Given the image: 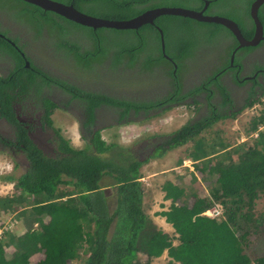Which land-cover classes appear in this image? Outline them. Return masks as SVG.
<instances>
[{
    "label": "trees",
    "instance_id": "trees-1",
    "mask_svg": "<svg viewBox=\"0 0 264 264\" xmlns=\"http://www.w3.org/2000/svg\"><path fill=\"white\" fill-rule=\"evenodd\" d=\"M0 1L7 7L0 6V10L17 11V19L31 26L23 27L25 34L29 36L32 33L28 30L30 29L41 36L42 31L48 29L58 40L57 50L79 57V67L90 70V75L101 73L93 83L90 81V88L97 86L101 89L99 86L106 81V75H109L111 81L113 72L127 63L130 68L152 74L154 78L162 80L165 86L168 85L170 90L174 88L178 93L182 89L181 75L188 70L185 58L192 55L198 43L201 41V44L205 42L215 46L223 37L233 38L232 33L222 25L169 15L161 16L154 24L145 25L139 30H95L70 22L64 17L59 20L60 15L23 0H16L21 4L12 0ZM57 1L73 4L84 13L109 20H130L153 8L176 7L183 3L190 4V8L196 10L205 7L204 0ZM237 1L212 0L206 14L230 18L238 24L246 39H252L255 33V25L250 16L252 2L244 0L235 7ZM259 18L264 25V6L259 10ZM105 30L112 31L106 34L108 41H102L99 37ZM161 32L164 33L166 52L162 50ZM0 33L6 34L1 28ZM76 33L84 35L94 45L93 48L81 52L82 45L71 40V36ZM2 38L0 36V57L18 62V69L12 73L14 76L0 79V109L4 111V115L14 118L10 104L15 96L10 92L18 90L21 94L39 97L46 104V115L49 117L52 112L49 111L50 103L44 102L47 98L43 96L42 90L44 86L52 85L53 80L60 81L59 78L52 80V76L44 71L35 73L27 69L24 66L25 58L21 54L24 49L22 43L20 49ZM114 39L123 40L115 42ZM232 47L229 51H232ZM84 54L86 57L83 60L80 56ZM167 55L179 64L177 73L173 72L171 59ZM108 59L110 63L103 69L97 68ZM130 76L137 79L134 81L135 85L149 82L147 78L140 77L136 70ZM120 85L129 84L123 82ZM68 88L66 90L70 92L75 89L71 86ZM95 89H90V126H86L88 136L83 137L82 149H73L63 140L60 148L62 154L49 157L34 147L28 155L30 168L27 173L19 177H4L6 181L18 179L17 193L13 199L0 200V208L12 211L17 201L23 205L28 197L32 217L23 235L15 236L7 231L4 233L0 240V264H31V257L42 251L45 259L38 264H68L76 258L79 251L88 254L84 264H142L138 259L140 253L149 258V262L143 264H151L152 258L161 257L165 252H168L174 264H264V254L252 259L247 252L252 238H256L259 244L264 243V222L253 219L250 210L258 196L257 190L264 192V135L254 140L252 146H248V150L238 158L236 164H233L231 155H228L222 157L215 166L202 167L199 171L203 179L211 180L217 176L218 184L216 183L209 197L195 195L192 206L187 202L189 195L186 188L172 182L164 183L165 199L172 204L162 215L175 229L177 236L174 238L158 229L143 209L144 192L139 180L141 168L146 162L138 161V156L123 158L125 153L131 152V148L107 143L101 137V130L105 126H100L99 115L96 113L102 104H107L122 111L121 116L124 117V107L128 114L131 109L139 106H154L162 98L153 96L157 101H148L150 97L146 96L144 100L140 97L139 101H126L107 93L96 92ZM174 91L170 93L172 97L176 95ZM220 91L227 101L228 90L221 86ZM263 94L264 92L261 95ZM6 96V101L2 102ZM185 97L187 96L182 95L183 100ZM122 98H126V95H122ZM165 99L167 97L163 98ZM16 102L15 99V104ZM238 114L239 112L232 117L235 118ZM225 117L227 116H222V119ZM219 118L221 117L218 115ZM200 124L195 122L175 131L172 136L173 144H169L171 146L168 149L152 159L162 158L171 149L183 146L190 140L198 141V135L210 127ZM259 125H264V114L255 120L252 130H257ZM25 139L28 141L27 137ZM200 144L203 145V142ZM196 158L194 162L197 163L199 159ZM106 180H112L110 186L115 190L114 194L111 192L113 195L104 190L105 187H110L102 185ZM60 185L73 186L75 190L59 195ZM68 196L72 197L62 200ZM59 199L61 200L56 201ZM183 199V204L178 205ZM215 203L223 204L226 208L224 219L203 215L209 209L217 207L213 206ZM20 213L19 215L26 217L24 213ZM36 221L37 228L34 229ZM7 247L14 249L11 256L7 254Z\"/></svg>",
    "mask_w": 264,
    "mask_h": 264
},
{
    "label": "flooded vegetation",
    "instance_id": "flooded-vegetation-1",
    "mask_svg": "<svg viewBox=\"0 0 264 264\" xmlns=\"http://www.w3.org/2000/svg\"><path fill=\"white\" fill-rule=\"evenodd\" d=\"M204 1L205 4L206 2H210V5L212 4V0ZM209 7L204 12L205 15H210L206 14ZM61 19L62 17L59 18V20ZM5 20L6 23L4 22V26L11 28L9 32L16 33L15 26L19 24L16 21L17 13L11 16L5 15ZM0 24H2V21ZM16 27L21 31L20 25ZM28 30L32 33L29 36L28 34L22 35L23 39L28 37L26 41L31 39L32 42L37 41V37L39 36L34 31ZM44 32L48 38L54 39L57 46L58 40L51 36L45 29L42 31L43 35ZM0 34L4 36L2 39H5L12 46L15 44L14 47L22 48L21 43L14 39L11 34ZM233 39L236 42H234L232 51L229 52H223L224 49L216 48L217 45L211 47L204 42L201 44L200 41L198 46L193 50L192 55L185 58L188 70L181 75L182 89H179L180 92L177 93L172 88L165 95L160 96L159 98H162V101L154 106L143 108L139 106L131 109L128 114L124 107L123 110L126 116L122 117V111H118L107 104H102L96 111L97 115H99L100 126H105L101 130V137L103 138L104 131L117 129L121 126H150L149 124H145L148 120L181 107L186 109L190 108L191 114L182 116L188 118L182 125L184 127L195 122L201 123L200 126L202 124H204L203 126H215L217 122L223 120L222 116H227L225 117L226 119L232 118L235 113L241 112L251 106L255 102L254 100L262 97L261 94L264 92V40L256 47L238 49V42L234 36ZM71 40L73 39L71 38ZM87 41L90 42L88 39ZM88 49L90 48L82 45L81 52H87ZM244 50L248 52L244 53ZM56 53L61 55V62H64V59L69 60V64L79 67V57H75L73 54L66 53L62 50H56ZM21 54L25 58L24 66L27 69H31L35 73H40L41 70L50 74L52 80L58 79L44 70L39 64H36L34 62L35 58L28 54L25 47ZM233 56L234 61L232 62ZM80 57L84 60L86 55L84 54ZM168 57L171 59L173 72L177 73L180 69L179 64L171 56ZM17 67L18 62L10 58L0 57V79H7L11 75L14 76L12 73L18 69ZM123 67L126 69H135L130 68L127 63ZM126 69H118L111 76L113 77L119 71H123L125 75H130L133 72L125 73L124 71ZM135 70L139 72L140 77L147 78L149 82L141 87H137L136 85H120L109 81V75L107 74L106 82L102 86H99L101 89L97 86L90 88V79H88L90 78L88 76L90 75V70H87L89 72L88 74H82L83 72L80 71L78 74H73L74 76L70 74L64 78H59L60 81L53 80L52 83L54 85L44 86L42 90L43 96L47 98L44 102L47 101L50 103L49 111L52 112L49 117L46 115V104L39 97L21 94L18 90L16 92H10L11 95L15 96L10 104L13 107L12 113L14 114V118L4 115V111L0 109V154L7 155L14 160L12 162H15L16 167L19 169L18 171L22 172L19 175L21 176L27 173L30 168L28 155L34 147L49 157H52L50 155L59 156L62 154L60 148L63 145V140L68 141L69 147H73V149H82L84 145L74 147L71 139L68 140L66 136L63 138L62 130H59L55 126H79L81 139L88 136V128L86 126H90L88 123L90 118V89L96 88V92L107 93L116 99L126 101L134 99L139 101L140 97L144 100L146 96L150 97L148 101H157L153 96L155 92L158 93L160 92L159 89L162 90L165 87V84L162 83L163 81L154 78L152 74L142 73L140 69ZM86 76L88 77L86 78ZM130 80L137 79L130 78ZM189 84L190 87L186 88ZM66 85L75 88L73 89L74 91L76 90L75 93H73L74 91L70 92L66 90L69 89ZM221 86L228 90L229 96L226 97L228 99L227 101L221 94ZM53 87L59 88L62 94L57 95L53 91ZM112 89L123 90L126 98H122V95L117 96L112 94L110 92ZM173 91L176 95L172 97L170 93ZM182 95H186L187 97L183 100ZM164 97H167V99L163 100ZM6 99L7 96L2 102L6 101ZM15 99L17 101L16 104ZM36 101L39 102V105L34 104ZM221 109L226 111L221 112ZM57 110L69 113L73 119L66 123H55L57 119L55 113ZM218 115L221 118L218 119ZM208 123L210 124L207 125ZM153 126L164 125L158 124ZM64 132L67 134L69 130H64ZM174 133H157L151 138H138L135 144L127 147L131 148V152L125 153L122 157L130 158L131 156H138V161L148 162L153 157L160 155L163 150L168 149L171 146L169 144H173L172 136ZM25 137H27L28 141ZM22 162H26L27 169L21 168Z\"/></svg>",
    "mask_w": 264,
    "mask_h": 264
},
{
    "label": "rangeland",
    "instance_id": "rangeland-1",
    "mask_svg": "<svg viewBox=\"0 0 264 264\" xmlns=\"http://www.w3.org/2000/svg\"><path fill=\"white\" fill-rule=\"evenodd\" d=\"M16 4L18 3L16 0H12ZM57 1V0H55ZM244 0H238L235 3V7ZM255 0H250V2H254ZM60 2V1H58ZM181 6L176 7H184L191 9V5L188 3L180 4ZM0 6L7 8L1 1ZM26 7L25 4L23 5ZM236 11V10H235ZM15 10H0V28L3 31L8 33V26H4L6 23L5 15L11 16L13 13H16ZM237 12V11H236ZM220 14V13H219ZM90 15V14H89ZM219 16V15H218ZM225 17V16H222ZM228 18V17H226ZM2 19V20H1ZM230 19V18H229ZM19 24L16 26L23 27H31L23 24V21L16 20ZM5 22V23H4ZM15 26V25H14ZM15 26L17 32L10 33L18 42L22 43V45L26 48L28 54L33 56L34 62L39 64L44 70L54 75L56 78H64L70 74H78L82 71V74H88L86 69L79 68L78 66L69 64V60H65L64 62L60 61V54L56 53L57 46L54 39L44 38L42 36L37 37V41L32 42L31 40L26 41L23 39L22 31L18 30ZM112 33L111 30H105L101 35H99L102 41H108L106 38V34ZM76 42L81 43L82 45L87 46L92 49L93 46L90 42H88L84 35L76 33L71 36ZM94 38V37H93ZM224 38V39H223ZM217 43L216 48L224 49L223 52H229L235 39L232 37H223ZM123 39H114L115 42H121ZM205 43V42H204ZM211 47H213L211 45ZM222 52V53H223ZM110 63V59L106 60L103 64L97 66V68L103 69L107 64ZM124 65V64H123ZM123 65L119 69H126ZM135 69H126L125 73H130ZM96 72V68H95ZM101 73H95L90 76V81L93 83L94 79L98 77ZM74 76V75H73ZM87 76V77H88ZM211 76V75H210ZM130 75L123 74V71H119V73L115 74L111 77V81L114 83L122 84L123 82H127L129 85H135V80H130ZM136 79V78H133ZM110 81V80H109ZM106 82V81H105ZM173 82V81H172ZM174 83V82H173ZM91 84V83H90ZM147 84V83H146ZM137 85V84H136ZM145 85L141 84L140 86ZM173 85V84H172ZM139 85H137L138 87ZM165 86V85H164ZM190 87V84L187 85L186 88ZM170 90V87L167 85L159 89L160 92H155L154 97H162L166 94L167 91ZM53 91L57 95H61V91L57 87H53ZM110 92L114 95H124L123 90L112 89ZM34 104L39 105V102H34ZM226 110L221 109V112ZM264 114V94L263 96L257 100L254 104L245 108L243 111L239 112V114L234 118L223 119L215 124V126L207 127L201 134L198 135L196 140H190L183 146L175 147L173 150L167 152L162 158H154L148 162H146L140 171V176L142 177L141 183L143 188V206L145 213L150 217L154 224L158 226V228L164 229L163 231L170 234L171 237H176L175 229L169 223H166L162 217V212H165L170 209L171 201L165 199V192L163 191V185L165 182H172L176 186L181 188H186L188 193L187 202L190 206L195 202V195L201 197H209L213 188H215L216 183L218 184V180L212 178L211 180H204L203 175L200 173V169H203L205 165L208 167L215 166L218 161L222 159V157H226L231 155V160L233 164L238 162V158L243 156V154L248 150V146H252L254 144V140H258V136L261 137L264 135V125H259L257 130H252V126H254V122L257 118L261 117ZM190 114V108L186 109L181 107L179 109L165 112L159 117L148 120L145 124H149L144 128V126H121L117 129L107 130L103 132V139L107 143L115 142L125 148L131 147L135 144L138 138H151L156 133L167 134L171 132H175L188 120L187 116ZM55 123L59 124L62 122H69L72 120V116L69 113L63 112L61 110H57L55 113ZM163 124L164 126H153ZM59 130H62L63 138L68 140L71 139L74 147L83 146L84 142L81 139L79 126H55ZM69 130V133H65L64 130ZM258 132V134L256 133ZM203 138V139H201ZM200 139V140H199ZM45 140V138H44ZM68 142V141H67ZM203 142V145L200 144ZM198 157L199 161L194 162ZM12 158L7 155L0 154V200L13 199L15 194L17 193L14 184H9L10 182L18 183V179H13L12 181H6L4 177L13 176L18 177L22 172H19L16 167L15 162H12ZM14 161V160H13ZM198 166V169H196ZM22 169H27L26 162H22ZM208 174L206 173V176ZM112 180H106L102 183L103 186H110ZM111 187V186H110ZM75 190L73 186L61 185L60 191L58 194ZM115 190L112 188L111 191H107L108 194L113 195ZM257 198L254 201L253 209L251 210V214L253 215V219H261L264 222V192L257 190ZM72 196L65 197L64 199H68ZM74 197V196H73ZM33 199H30V201ZM56 200V201H60ZM78 200V199H77ZM79 201V200H78ZM184 199L178 202V205H182ZM213 206H219L222 210V216L218 218V220L224 219L226 214V208L223 204H214ZM212 206V207H213ZM12 211H5L0 208V240L3 239L4 233H11L15 236H21L25 233L27 229L28 222L31 221L32 210L31 206L27 202L23 205L17 201L13 206ZM231 208V207H230ZM25 210V211H24ZM249 210V209H247ZM23 211V212H22ZM24 213L26 217L22 214ZM22 214V215H19ZM30 216V217H28ZM45 219V218H44ZM47 220V219H45ZM166 220V218H165ZM34 229L37 228V221L33 225ZM264 239V234H263ZM178 242L176 241L175 244ZM9 248V247H7ZM14 252L12 247L9 248L7 254L11 256ZM248 254L255 258V256H260L264 254V243L259 244L256 238L251 239L250 249H248ZM141 254V253H140ZM88 254L79 251L77 253L75 261L70 264H84L87 259ZM43 251L33 255L30 259L31 264H38L40 261L44 260ZM140 261L142 263L147 262V258L144 255H140ZM138 261V259H137ZM157 264H174L173 259L169 257L168 252H165V256L159 260H157ZM179 264V263H176Z\"/></svg>",
    "mask_w": 264,
    "mask_h": 264
},
{
    "label": "water",
    "instance_id": "water-1",
    "mask_svg": "<svg viewBox=\"0 0 264 264\" xmlns=\"http://www.w3.org/2000/svg\"><path fill=\"white\" fill-rule=\"evenodd\" d=\"M42 8L45 11L53 12L67 20L84 27L93 29H115V30H139L141 27L154 24L161 16H182L195 19L201 22L215 23L226 27L238 42V49L244 47H256L264 40V26L259 18V10L264 5V0H255L250 7V16L255 25V33L252 39H246L238 24L226 17L205 15L209 3L206 2L202 11L184 7H157L145 11L143 14L130 20H109L84 13L73 5L64 4L55 0H23ZM1 37H4L0 34ZM162 50L166 52L164 33L161 32ZM234 56L232 57V62Z\"/></svg>",
    "mask_w": 264,
    "mask_h": 264
},
{
    "label": "crops",
    "instance_id": "crops-1",
    "mask_svg": "<svg viewBox=\"0 0 264 264\" xmlns=\"http://www.w3.org/2000/svg\"><path fill=\"white\" fill-rule=\"evenodd\" d=\"M20 28H21V31H22V33L23 32H26V31H24V28H23V26H20ZM48 30V29H47ZM46 30V31H47ZM6 32V31H5ZM48 33H49V31H47ZM6 33H8V32H6ZM8 34H10V33H8ZM50 34V33H49ZM51 35V34H50ZM11 36V35H10ZM52 36V35H51ZM147 126H144V128H146ZM66 128L68 129V127L66 126ZM143 208H144V206H143ZM168 211V210H167ZM162 219L166 222V223H168L166 220H165V217H162ZM169 224V223H168ZM156 225V224H155ZM157 226V225H156ZM158 227V226H157ZM158 229H161V228H158ZM162 230H164V229H162ZM170 235V234H169ZM171 236V235H170ZM140 255H144V256H146V258H147V262H149V258H148V256L147 255H145V254H143V253H141V254H139L138 255V259L140 258ZM165 256V253L161 256V257H157V258H152L151 260H150V263L151 264H157V260H159V259H161V258H163ZM147 262H145V263H147ZM139 263H142L141 261H140V259H139ZM143 264V263H142Z\"/></svg>",
    "mask_w": 264,
    "mask_h": 264
},
{
    "label": "built area",
    "instance_id": "built-area-1",
    "mask_svg": "<svg viewBox=\"0 0 264 264\" xmlns=\"http://www.w3.org/2000/svg\"><path fill=\"white\" fill-rule=\"evenodd\" d=\"M258 134V133H257ZM258 136V135H257ZM203 215L211 217V218H219V216H222V210L219 206L209 209L207 212H205Z\"/></svg>",
    "mask_w": 264,
    "mask_h": 264
},
{
    "label": "clouds",
    "instance_id": "clouds-1",
    "mask_svg": "<svg viewBox=\"0 0 264 264\" xmlns=\"http://www.w3.org/2000/svg\"><path fill=\"white\" fill-rule=\"evenodd\" d=\"M65 4V3H64ZM68 5H70V4H68ZM71 5H73V4H71ZM74 6V5H73ZM75 7V6H74ZM62 17V16H61ZM252 19V18H251ZM253 21V20H252ZM41 36L42 37H44V38H48L47 36H46V33L44 32V35L43 34H41ZM86 38V37H85ZM51 39V38H50ZM53 39V38H52ZM86 40H87V38H86ZM72 41H75L74 39L72 40ZM77 43H79V42H77ZM80 44V43H79ZM14 46H15V44H14ZM181 128V127H180ZM179 128V129H180ZM177 131V130H176ZM256 133H258V132H256ZM157 134V133H156ZM257 138H259V135H258V137ZM112 143H115V142H112ZM142 178V177H141ZM140 182H141V180H139ZM9 184H14V187H15V189H16V184L17 183H15V182H10ZM60 187H61V185L59 186V189H60ZM104 190H108V191H111L112 190V187H105L104 188ZM71 192V191H70ZM113 192V191H112ZM69 199V198H68ZM62 200H67V199H62ZM168 201H170V200H168ZM171 204H172V202H171ZM44 255H45V253H44ZM44 259H45V257H44ZM73 261H75L74 259L73 260H71L68 264H70L71 262H73Z\"/></svg>",
    "mask_w": 264,
    "mask_h": 264
},
{
    "label": "bare ground",
    "instance_id": "bare-ground-1",
    "mask_svg": "<svg viewBox=\"0 0 264 264\" xmlns=\"http://www.w3.org/2000/svg\"><path fill=\"white\" fill-rule=\"evenodd\" d=\"M263 26H264V25H263ZM245 38H246V37H245ZM223 39H224V38H223ZM235 42H236V41H235ZM246 48H247V47H246ZM248 48H252V47H248ZM236 50H237V49H236ZM246 52H248V51H246ZM246 52H245V50H244V53H246ZM214 82H215V81H214ZM153 146H154V145H153ZM160 146H161V145H160Z\"/></svg>",
    "mask_w": 264,
    "mask_h": 264
}]
</instances>
